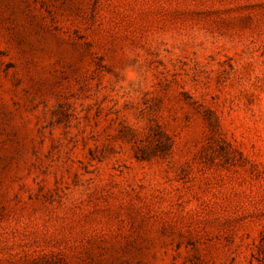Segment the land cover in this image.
<instances>
[{"label": "rangeland", "instance_id": "rangeland-1", "mask_svg": "<svg viewBox=\"0 0 264 264\" xmlns=\"http://www.w3.org/2000/svg\"><path fill=\"white\" fill-rule=\"evenodd\" d=\"M0 264H264V0H0Z\"/></svg>", "mask_w": 264, "mask_h": 264}]
</instances>
